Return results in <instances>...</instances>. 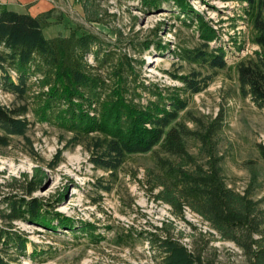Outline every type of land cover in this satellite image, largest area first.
<instances>
[{"label": "rangeland", "instance_id": "obj_1", "mask_svg": "<svg viewBox=\"0 0 264 264\" xmlns=\"http://www.w3.org/2000/svg\"><path fill=\"white\" fill-rule=\"evenodd\" d=\"M84 1L36 0L22 9L33 14L43 11L36 17L43 19L48 40L67 38L72 32L95 35L111 50L109 63L100 66L88 54L85 60L102 76L125 57L137 83L161 89L182 87L174 75L199 72L210 77L201 93L186 94L188 105L175 122L193 133L183 138V146L197 165L216 168L229 189L247 190L264 221V163L256 149V144L264 143V110L240 96L235 71L239 62L259 52L251 42L248 3L182 0V6L179 0H157L158 5L154 1L148 7L142 0H89L88 11L99 13L95 22L84 13ZM38 2L46 9L36 7ZM197 20L210 31L212 40L200 36ZM202 45L208 46L207 52L222 49L226 67L210 69L179 57L181 51ZM40 93L33 82L21 97L0 89V104L10 109L26 106L29 122L23 136H11L8 146L0 147V209L5 207L1 198L7 194L40 200L49 227L25 217L13 222L11 231L25 241V250L19 254L12 247L2 249L0 256L9 264H160L144 234L169 222L174 238L202 252L213 264H249L234 242L222 240L198 215L184 209L183 220L175 218L173 209L156 199L163 187L172 185L164 172L168 166L189 174L192 164L156 147L147 154L127 156L114 173L95 167L90 160L97 152L87 139L75 140L74 133L39 114ZM141 97L135 103L149 99L147 93ZM215 126L219 128L210 137L208 131ZM36 168L42 172L41 183L26 197L20 187L34 180Z\"/></svg>", "mask_w": 264, "mask_h": 264}, {"label": "trees", "instance_id": "obj_2", "mask_svg": "<svg viewBox=\"0 0 264 264\" xmlns=\"http://www.w3.org/2000/svg\"><path fill=\"white\" fill-rule=\"evenodd\" d=\"M154 1L157 4V0H142L148 7ZM244 1L248 3L246 13L253 31L251 42L259 52L236 65L238 90L242 98H249L255 107L264 110V0ZM179 2L183 6V1ZM90 6L89 0H85L84 13L98 22L99 13L89 12ZM197 22L200 36L212 40L210 31L201 21ZM44 27L41 16L19 14L0 5V89L21 97L26 94L30 82L38 84L43 106L39 114L46 122L74 133L75 140L81 136L87 139L97 152L90 162L102 170L114 173L127 156L147 154L156 147L184 159L185 164H192L189 174L181 168L168 166L164 172L173 181L172 185L163 187L156 199L169 205L173 216L181 220L183 210L189 209L222 240L234 242L249 264H264V221L258 204L247 190L237 193L229 189L213 166L204 169L197 165L183 146V138L192 135V131L175 123L188 105L186 94L201 93L211 78L199 72L174 75L182 87L161 89L155 84L137 83L134 79L137 75L125 57L109 74L102 76L94 73L96 70L85 60L88 54L98 60L100 66L109 63L111 50L100 44L95 35L77 36L72 32L67 38L48 40L43 34ZM207 49V45H202L183 50L179 57L188 64L224 69L226 61L222 49L212 52ZM144 93L149 99L142 104L141 94ZM136 98L139 103H135ZM26 113V106L10 109L0 104V147H7L11 136L26 133L29 125ZM218 128L209 130V136ZM256 149L264 163V143L256 144ZM57 165L58 162L53 167ZM34 172V180L20 187L26 197L38 190L42 180L40 169ZM11 181L19 182L14 178ZM1 203L5 207L0 209V251L12 247L22 254L25 241L11 231L12 223L25 217L42 225L45 222L44 203L23 198L22 194L3 195ZM42 226L49 228L46 222ZM64 226L71 228L68 223ZM167 227L172 229V222L162 223L153 233L144 234L149 246L158 254L160 264H213L202 252L189 249L174 238ZM0 264L9 262L0 256Z\"/></svg>", "mask_w": 264, "mask_h": 264}, {"label": "crops", "instance_id": "obj_3", "mask_svg": "<svg viewBox=\"0 0 264 264\" xmlns=\"http://www.w3.org/2000/svg\"><path fill=\"white\" fill-rule=\"evenodd\" d=\"M34 2H36V0H0V5L4 6L9 11H13L19 14H29L32 17H36L40 12H43V11H40V12L36 11L33 14L32 12H30V9H27V10L22 9V7L28 4L34 3ZM42 6L44 7L45 5L42 4L41 2H38L36 4V7L38 8L43 9Z\"/></svg>", "mask_w": 264, "mask_h": 264}]
</instances>
